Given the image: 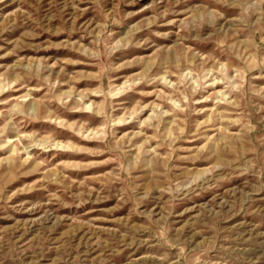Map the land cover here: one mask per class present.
<instances>
[{
    "label": "rangeland",
    "instance_id": "obj_1",
    "mask_svg": "<svg viewBox=\"0 0 264 264\" xmlns=\"http://www.w3.org/2000/svg\"><path fill=\"white\" fill-rule=\"evenodd\" d=\"M0 89V264H264V0H0Z\"/></svg>",
    "mask_w": 264,
    "mask_h": 264
},
{
    "label": "bare ground",
    "instance_id": "obj_2",
    "mask_svg": "<svg viewBox=\"0 0 264 264\" xmlns=\"http://www.w3.org/2000/svg\"><path fill=\"white\" fill-rule=\"evenodd\" d=\"M141 57V56H140ZM141 59V58H140ZM124 85V84H123ZM1 90V89H0ZM2 92V91H1ZM31 109V108H30ZM31 111V110H30ZM33 114V113H32ZM132 116V115H131ZM93 125V124H92ZM5 127V126H4ZM91 129V128H90ZM30 135V134H29ZM59 144H60V142H59ZM62 144V143H61ZM60 144V145H61ZM58 145V144H57ZM69 146V145H68ZM64 161V160H63ZM69 162V161H68ZM62 163V162H61ZM11 171V170H10Z\"/></svg>",
    "mask_w": 264,
    "mask_h": 264
}]
</instances>
